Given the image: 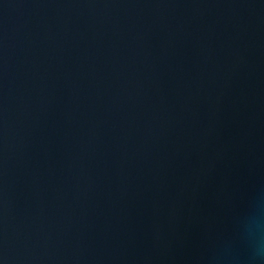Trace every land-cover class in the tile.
Returning <instances> with one entry per match:
<instances>
[{"label": "water", "instance_id": "1", "mask_svg": "<svg viewBox=\"0 0 264 264\" xmlns=\"http://www.w3.org/2000/svg\"><path fill=\"white\" fill-rule=\"evenodd\" d=\"M0 264H264V0H0Z\"/></svg>", "mask_w": 264, "mask_h": 264}]
</instances>
